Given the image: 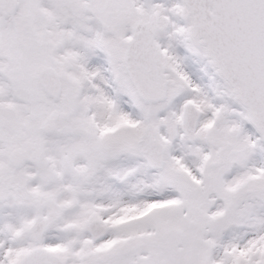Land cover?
Listing matches in <instances>:
<instances>
[{
	"label": "snow or ice",
	"instance_id": "1",
	"mask_svg": "<svg viewBox=\"0 0 264 264\" xmlns=\"http://www.w3.org/2000/svg\"><path fill=\"white\" fill-rule=\"evenodd\" d=\"M0 264H264V0H0Z\"/></svg>",
	"mask_w": 264,
	"mask_h": 264
}]
</instances>
